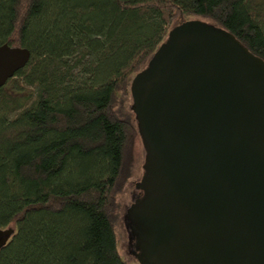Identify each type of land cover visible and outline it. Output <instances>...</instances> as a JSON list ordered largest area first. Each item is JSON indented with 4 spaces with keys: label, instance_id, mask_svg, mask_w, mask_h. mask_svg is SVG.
<instances>
[{
    "label": "trees",
    "instance_id": "trees-1",
    "mask_svg": "<svg viewBox=\"0 0 264 264\" xmlns=\"http://www.w3.org/2000/svg\"><path fill=\"white\" fill-rule=\"evenodd\" d=\"M187 20L264 61V0H0V47L29 52L0 87V229L14 231L0 264H127L114 222L138 164L131 81Z\"/></svg>",
    "mask_w": 264,
    "mask_h": 264
},
{
    "label": "water",
    "instance_id": "water-1",
    "mask_svg": "<svg viewBox=\"0 0 264 264\" xmlns=\"http://www.w3.org/2000/svg\"><path fill=\"white\" fill-rule=\"evenodd\" d=\"M29 60L0 47V87ZM144 150L127 210L138 264H264V61L200 20L131 81ZM14 235L0 229V250Z\"/></svg>",
    "mask_w": 264,
    "mask_h": 264
},
{
    "label": "rangeland",
    "instance_id": "rangeland-1",
    "mask_svg": "<svg viewBox=\"0 0 264 264\" xmlns=\"http://www.w3.org/2000/svg\"><path fill=\"white\" fill-rule=\"evenodd\" d=\"M132 158L138 164L135 165L132 174L126 179L121 192L117 195V211L114 223L117 249L121 259L127 264H138L134 255L135 251H131L132 249L130 247V244L133 245V240L130 238L127 227V210L142 195V192L137 188L143 175L142 166L144 163V150L139 138H136L134 141Z\"/></svg>",
    "mask_w": 264,
    "mask_h": 264
}]
</instances>
